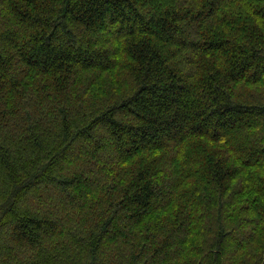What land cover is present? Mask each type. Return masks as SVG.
<instances>
[{"label": "trees", "instance_id": "16d2710c", "mask_svg": "<svg viewBox=\"0 0 264 264\" xmlns=\"http://www.w3.org/2000/svg\"><path fill=\"white\" fill-rule=\"evenodd\" d=\"M0 264H264V0H0Z\"/></svg>", "mask_w": 264, "mask_h": 264}]
</instances>
